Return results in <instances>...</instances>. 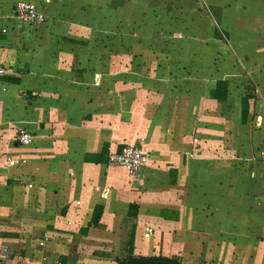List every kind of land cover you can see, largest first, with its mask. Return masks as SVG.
Returning a JSON list of instances; mask_svg holds the SVG:
<instances>
[{"label":"crops","instance_id":"obj_1","mask_svg":"<svg viewBox=\"0 0 264 264\" xmlns=\"http://www.w3.org/2000/svg\"><path fill=\"white\" fill-rule=\"evenodd\" d=\"M18 1L0 0V264H117L132 239L264 264V0H26L36 23ZM201 42L217 64L194 63ZM126 142L150 155L139 185L108 163Z\"/></svg>","mask_w":264,"mask_h":264},{"label":"built area","instance_id":"obj_2","mask_svg":"<svg viewBox=\"0 0 264 264\" xmlns=\"http://www.w3.org/2000/svg\"><path fill=\"white\" fill-rule=\"evenodd\" d=\"M13 15L29 23L43 22L46 18L44 12L38 5L26 0H20L15 3ZM6 73V66L0 61V78ZM16 141L21 145H31L34 141V136L28 129L23 127L17 131ZM149 157V152L142 146L126 142L120 149H110L108 163L110 165L125 167L133 182L139 185L142 181L143 169L148 164ZM153 233L154 229L148 227L146 235L149 237ZM45 243L46 238L45 240H40L38 244L45 246Z\"/></svg>","mask_w":264,"mask_h":264},{"label":"trees","instance_id":"obj_3","mask_svg":"<svg viewBox=\"0 0 264 264\" xmlns=\"http://www.w3.org/2000/svg\"><path fill=\"white\" fill-rule=\"evenodd\" d=\"M227 86V83L225 81H218L217 88L213 91H211V97L212 98H220L221 93L223 91H226L224 87ZM246 108V105H244V110ZM245 113V112H244ZM132 210L135 208H138L137 205L132 204L131 205ZM100 207H96L95 212L92 217V222L96 223L98 216L97 213H99ZM132 217L135 216L132 212ZM133 242L134 239L130 240V249L129 254L126 255L124 258L118 259L117 264H183L182 261L175 257H170L167 255H137L133 253Z\"/></svg>","mask_w":264,"mask_h":264},{"label":"rangeland","instance_id":"obj_4","mask_svg":"<svg viewBox=\"0 0 264 264\" xmlns=\"http://www.w3.org/2000/svg\"><path fill=\"white\" fill-rule=\"evenodd\" d=\"M196 45L197 46H195V47L191 46L190 48L193 51H198L199 57L195 58V60H194V63L197 66L204 67V66H208L211 64L215 65L221 60V58H218L217 56H213L212 58L208 59V43L201 42V43H197ZM168 47H171V42L167 44V47H164V52L165 51L167 52V50L169 49ZM190 48L188 45H185V47L183 45L181 46V50H184V53H187V51ZM217 49H220V44L217 45ZM165 58H168V56H165L164 59ZM190 59L192 60V58H183L182 57V58H179L178 60H180L182 62L181 65L186 64V66H189V65H187L188 64L187 61ZM165 61H168V60L165 59ZM184 61L186 62L185 64H184ZM200 264H208V258H206L205 256H202V258L200 260Z\"/></svg>","mask_w":264,"mask_h":264}]
</instances>
